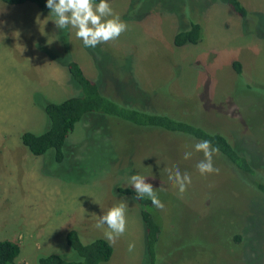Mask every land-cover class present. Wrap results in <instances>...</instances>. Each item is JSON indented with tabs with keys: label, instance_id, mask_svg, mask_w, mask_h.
<instances>
[{
	"label": "rangeland",
	"instance_id": "rangeland-1",
	"mask_svg": "<svg viewBox=\"0 0 264 264\" xmlns=\"http://www.w3.org/2000/svg\"><path fill=\"white\" fill-rule=\"evenodd\" d=\"M239 2L248 17L223 0H108L127 30L90 48L70 26L58 29L50 9L0 1V241L19 246L14 264H37L50 254L77 260L66 245L69 230L83 243H110L112 257L102 264H152L139 207L116 192L132 188L133 174L145 177L163 204L155 206L162 225L154 264H264V195L255 186L264 183V0ZM188 17L200 24L201 41L174 47ZM69 56L114 100L141 99L221 132L251 159L254 176L215 154L219 172L201 175L197 141L105 117L77 124L62 162L53 150L32 155L22 133L48 128L36 103L82 94L61 65ZM176 168L191 177L183 194L169 180L167 170ZM121 202L127 230L110 242L107 226L96 224Z\"/></svg>",
	"mask_w": 264,
	"mask_h": 264
},
{
	"label": "trees",
	"instance_id": "trees-1",
	"mask_svg": "<svg viewBox=\"0 0 264 264\" xmlns=\"http://www.w3.org/2000/svg\"><path fill=\"white\" fill-rule=\"evenodd\" d=\"M8 5H22L33 3L37 7L45 9L46 0H0ZM227 6L239 17H248V11L239 0H223ZM99 3V0H95ZM187 19V25L175 33L173 45L182 48L187 45H197L201 41L202 28L193 18ZM54 59V56H51ZM60 63V62H59ZM66 67L70 79L81 89V95L71 96L61 102H51L42 99L36 103L48 120V128L40 134L26 131L22 133L20 140L24 147L34 156H42L47 151H54V160L58 163L68 158L67 139L74 132L77 124L89 116L93 119L111 118L117 119L137 128L159 129L170 134L187 136L197 142L209 140L213 147L219 148V155L241 172L254 176V171L249 160L243 152L236 148L230 140L219 131L202 128L197 123L192 124L167 113L159 112L141 99L136 103L129 100L116 101L104 94L99 85L90 80L83 72L80 65L70 56L63 64ZM234 72L241 75L239 62L232 63ZM137 104V105H135ZM92 119V120H93ZM64 145L66 150L64 152ZM256 189L264 195V183H255ZM120 195L133 197L139 207V215L144 227L146 255L152 264L156 263V249L160 237L161 219L154 205L145 197L137 199L132 188H116ZM160 220V221H159ZM161 223V224H160ZM235 239L238 240L237 236ZM67 247L76 254L77 260L68 261L56 254L39 257L37 264H102L107 263L113 254L110 243L103 238H96L89 243H83L76 230H69L65 235ZM20 248L16 243L0 241V264H14Z\"/></svg>",
	"mask_w": 264,
	"mask_h": 264
},
{
	"label": "clouds",
	"instance_id": "clouds-1",
	"mask_svg": "<svg viewBox=\"0 0 264 264\" xmlns=\"http://www.w3.org/2000/svg\"><path fill=\"white\" fill-rule=\"evenodd\" d=\"M46 7L56 17L54 21L56 27L64 29L70 26L85 47L95 48L98 44L116 40L127 30L126 23L118 15L113 14L108 0H99V3H95V0H46ZM194 147L197 152H202L204 157L196 165L199 173L201 175L218 173L219 169L213 166V155L219 153V148L213 147L209 140L197 142ZM190 156L191 153H185L184 158L188 159ZM167 171L169 180L174 181L179 193L183 194L191 184V177L187 173L182 174L179 168ZM130 184L137 199L147 197L152 205L163 208L152 184L147 183L145 177L133 174L130 177ZM126 209L127 204L121 202L108 209L106 214L99 216L96 227L107 226L105 236L110 242H115L127 230ZM134 248L133 243L128 245L129 252Z\"/></svg>",
	"mask_w": 264,
	"mask_h": 264
}]
</instances>
